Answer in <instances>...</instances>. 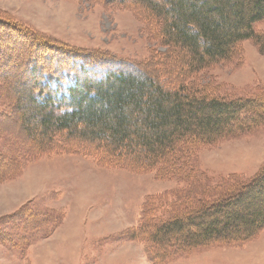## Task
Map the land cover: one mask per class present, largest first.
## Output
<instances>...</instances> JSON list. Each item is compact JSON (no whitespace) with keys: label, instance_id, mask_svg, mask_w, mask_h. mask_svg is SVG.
Wrapping results in <instances>:
<instances>
[{"label":"rangeland","instance_id":"374dc122","mask_svg":"<svg viewBox=\"0 0 264 264\" xmlns=\"http://www.w3.org/2000/svg\"><path fill=\"white\" fill-rule=\"evenodd\" d=\"M155 19L136 0H0V264H264V228L244 243L189 249L173 243L164 250L149 236L165 220L212 208L264 168V120L191 147L172 175L157 164L148 171L112 164L65 131L44 133L49 111L29 99L33 81L25 75L34 72L40 83L43 64L63 62L55 46L73 51L68 63L80 52L109 70L148 71L158 53L175 51ZM255 30L264 37V19ZM261 46L257 38L243 41L231 60L190 83L224 99L264 96ZM56 73L44 83L57 86Z\"/></svg>","mask_w":264,"mask_h":264},{"label":"trees","instance_id":"16d2710c","mask_svg":"<svg viewBox=\"0 0 264 264\" xmlns=\"http://www.w3.org/2000/svg\"><path fill=\"white\" fill-rule=\"evenodd\" d=\"M136 1L161 22L159 37L175 51L158 53L148 71L136 65L115 71L93 64L89 53L76 52L68 63L73 51L51 44L63 62L43 64L40 83L34 72L25 75L33 81L28 96L49 111L42 120L45 135L65 131L99 148L112 164L143 171L157 164L172 175L183 170L191 147L239 136L264 120V96L224 99L190 83L202 69L231 60L247 39H259L264 50V37L255 30L264 19V0ZM52 70L58 71L57 86L44 83ZM66 74L76 76L74 83ZM217 202L161 222L150 241L162 249L173 243L189 249L251 240L264 228V168Z\"/></svg>","mask_w":264,"mask_h":264},{"label":"bare ground","instance_id":"6f19581e","mask_svg":"<svg viewBox=\"0 0 264 264\" xmlns=\"http://www.w3.org/2000/svg\"><path fill=\"white\" fill-rule=\"evenodd\" d=\"M28 2V1H27ZM47 2V1H46ZM56 3H57V1H56ZM59 3V2H58ZM46 6H47V4H46ZM15 127H16V125H15ZM28 191V190H27ZM26 192V191H25Z\"/></svg>","mask_w":264,"mask_h":264}]
</instances>
